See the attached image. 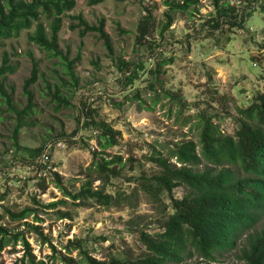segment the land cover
Instances as JSON below:
<instances>
[{
    "label": "rangeland",
    "instance_id": "374dc122",
    "mask_svg": "<svg viewBox=\"0 0 264 264\" xmlns=\"http://www.w3.org/2000/svg\"><path fill=\"white\" fill-rule=\"evenodd\" d=\"M90 1L77 0L70 14L83 15L90 24L105 19L115 52H108L97 32L81 37L65 16L59 43L70 60L80 58L74 65L76 81L59 57L30 41L35 27L0 40V67L7 56L14 68L0 84L12 91L19 109L27 104L23 86L31 76L32 58L39 69V79L32 85L34 105L17 137V117L0 95V225L10 237L8 244L0 245V264H29L26 240L36 260L44 264H64L63 255L78 258L79 250L65 249L73 239L84 241L98 259L138 257L144 250L139 231L159 229L165 217L162 207L138 191L137 183L129 182L154 171L146 154L154 148L167 154V147L177 141L197 140L199 131L193 122L201 114L217 116L221 128L233 133L238 126L236 107L248 105L264 91V0H225L219 5L216 0H197L175 13L163 35L165 0ZM147 16L151 17L149 36L146 44H138V26ZM44 21L49 25V20ZM171 57L160 77L165 88L177 93L174 99L158 96L159 85L156 90L148 87L155 77L151 70L160 59ZM122 59L145 67L131 86L122 84ZM86 106L122 132L121 142L99 158L121 155L124 162L132 163L106 187L121 196L133 189L130 202L106 207L93 200L74 201L53 182L55 171L73 192L87 181L93 188L102 186L92 167L98 143L93 129L83 125ZM41 146L49 159L41 156L40 161L48 169L27 159L26 149ZM116 165L120 166H112ZM175 193L182 197L185 190L179 187ZM27 210L26 217L20 216ZM244 244L242 238L237 248L209 264H246L241 255ZM185 264L206 263L195 258Z\"/></svg>",
    "mask_w": 264,
    "mask_h": 264
},
{
    "label": "trees",
    "instance_id": "16d2710c",
    "mask_svg": "<svg viewBox=\"0 0 264 264\" xmlns=\"http://www.w3.org/2000/svg\"><path fill=\"white\" fill-rule=\"evenodd\" d=\"M103 0H92V4ZM221 1L216 0L217 5ZM197 0H165V20L160 33L170 28L174 15L195 5ZM77 0H0V40L18 37L23 30H31L30 41L52 57H59L71 79L76 81L74 65L59 43V32L63 19L68 16L72 22L70 28L79 30L85 37L90 32H97L110 54H114V44L106 30L105 19L97 24H90L83 15H71ZM264 8V6H263ZM220 17H226L220 12ZM44 20H49L46 25ZM151 17L147 16L138 26L137 43L146 44L150 32ZM218 21V20H217ZM31 76L25 80L23 91L27 104L19 109L13 101L12 91H6L4 83L0 84V95L3 94L8 107L15 113L18 124L15 137L26 126L24 122L34 105L32 85L39 79L38 63L33 58ZM172 57L160 59L156 69L151 70L154 79L149 88L156 90L157 95L178 96L165 88L160 77L162 67L172 62ZM122 72V84L131 86L140 78L145 67L133 61L122 59L119 63ZM14 68L6 56L0 67V81ZM140 97V92L136 94ZM179 100L181 98H178ZM159 97L155 99L158 102ZM238 126L233 133H226L217 116L201 114L193 124L199 131L197 140L177 141L167 147V154L156 148L146 154L154 166L153 172H144L130 179L137 183V190L143 191L147 199L158 204L165 211L159 229L139 231V240L144 247L138 257L113 255L109 259H98L85 248L86 243L80 239L69 240L65 245L68 253L79 250V257L61 256L64 264H185L195 258L209 264L216 262L224 253L238 247L242 238L245 244L241 255L246 264H264V91L255 95L246 106H237ZM83 125L93 129L99 150L93 152L92 167H96L101 180V188H93L87 181L79 191L73 192L65 187L58 172H53V182L67 197L74 201L88 202L93 200L100 205L111 207L124 200L134 198L131 192L117 195L106 190L112 178H120L123 170L132 163L124 162L121 155L108 159L99 156L108 149L117 146L122 140V132L109 122L99 118L91 107H83ZM16 146L19 147L18 141ZM45 146L26 149L27 159L35 166H43L40 161ZM102 152V153H101ZM175 159V161H173ZM120 164L119 167L112 166ZM48 169V164H45ZM182 187L185 194L176 195L177 188ZM129 195V196H127ZM132 195V196H131ZM123 197V198H122ZM29 210L20 216L26 217ZM68 216V215H67ZM261 226V227H260ZM0 245L10 242L6 229L0 225ZM29 264H44L37 261L26 240ZM54 252L56 247L53 246Z\"/></svg>",
    "mask_w": 264,
    "mask_h": 264
},
{
    "label": "built area",
    "instance_id": "2783aa9c",
    "mask_svg": "<svg viewBox=\"0 0 264 264\" xmlns=\"http://www.w3.org/2000/svg\"><path fill=\"white\" fill-rule=\"evenodd\" d=\"M58 144H59L60 146H64L62 142H60V143H58ZM42 157L45 158L46 160L49 159V155L46 154V153H43V154H42ZM42 157H41V158H42Z\"/></svg>",
    "mask_w": 264,
    "mask_h": 264
}]
</instances>
